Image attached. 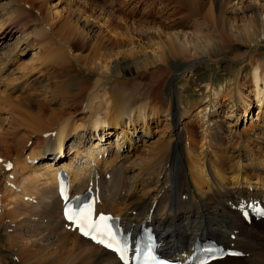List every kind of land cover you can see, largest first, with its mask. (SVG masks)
Returning <instances> with one entry per match:
<instances>
[{"label": "bare ground", "instance_id": "1", "mask_svg": "<svg viewBox=\"0 0 264 264\" xmlns=\"http://www.w3.org/2000/svg\"><path fill=\"white\" fill-rule=\"evenodd\" d=\"M171 2L187 13L184 17L207 7L204 10L207 18L224 24L225 27L229 23V28L236 29L243 42L256 44L264 39V0H171L169 3ZM17 4L16 0L0 2V16L7 15L0 20V51H3L0 53V68L3 69L7 67L5 63L18 59L30 48L27 44L23 47L24 43L20 44L22 40L5 44L4 49V45L1 46L5 38L13 34L12 28H7L6 25L18 23L13 15ZM9 5L11 12L7 9ZM229 5L233 7L228 9ZM55 7L49 6L50 11ZM16 10L18 13L19 9ZM69 14L70 21H66V25L71 29L68 37H63L68 39L64 46H52L46 42L45 37L43 42L38 43L41 50L45 49V56L41 55L42 58L38 59L41 62L38 70L48 69L51 64L58 69L68 70V66L63 64L67 61L64 60L65 55L73 54L71 48L83 47V41L90 38L94 41L91 51L106 71L109 67L102 57L110 54H107L109 47L104 38V27L101 23L94 22L96 18L93 14H85L76 7ZM244 14L247 16L241 25L245 31L242 33L241 26L234 23L239 15L244 17ZM59 15V11L55 10L53 18ZM228 15L233 17L229 18ZM62 19L64 22L61 25L65 23V18ZM183 21L174 20V29L177 31L172 32L169 42H157L151 46L149 52L156 58V62H167L171 56L179 55L186 49L178 35L181 26L185 24ZM33 36L38 38L41 35L39 33ZM221 36L225 38L224 35ZM144 44L138 49L144 51ZM131 49L132 47H127L126 51ZM79 55L74 54L72 60L78 62ZM23 63L17 69L18 77L10 85L13 89L17 88L22 98L17 97L14 101L5 95L4 99H0V106L4 104L11 108L6 120L7 126L0 131V264H121L112 252L81 237L62 220L56 186L58 169L61 167L69 174L73 194L92 190L95 194L96 211L119 216L127 229L136 231L142 223L153 226L159 232L160 245L167 254L171 252L182 256L190 251L191 240L210 235L225 245H232L241 256L248 257L226 256L208 264H264V258L257 256L255 251L257 243L251 237V230L243 229L231 215L234 206L238 210L242 209L239 205L247 207L251 202L264 203V184L260 177L252 182L245 165H241V160L250 151L257 156L261 146H264V139L253 137L249 131H244L241 135L233 129L238 119L237 109L242 108L244 112L249 109V104L241 97L242 86L238 71L233 74L236 86L225 94L227 107H222L227 109L226 115L233 116L235 122L225 126L223 120L218 118L221 108L215 110L218 93L213 88L206 95L208 101L198 104L195 113L202 122L201 140L205 148L198 155H193L195 141L193 143L192 135L186 130L187 143L184 142V148L186 158L191 160L185 169L181 147L183 133L178 115H188L187 107L179 104L182 108L179 109L181 113H178L173 101L164 108L153 100L147 101L144 95L135 96L133 91L117 89V92H107L108 90L102 89L101 77L96 78L88 88L79 87V93L63 92L61 84L46 78L40 87L23 94L29 87L30 77L37 66L30 64V61L29 64ZM105 71H101L103 76L108 75ZM252 71L254 88L248 91L255 93L258 103L257 121L255 125L252 124V128L256 127L264 133V86L259 87L258 84V81L264 83V64L253 66ZM2 80L0 79V84ZM40 92L48 103L59 99L64 106L48 110L37 98L42 95ZM72 108L74 110H70ZM152 120L156 125H161L162 121L167 124V132L162 131L154 138V133L158 132L150 129ZM117 129L120 131L116 139H110L109 135ZM34 134L37 135L36 142L26 152L27 141ZM10 135H16V138H11ZM245 136L252 137L255 144L249 145ZM103 137L108 140L99 145ZM140 141L143 147L149 148L146 149V155L141 153L138 144ZM66 142L70 144L68 149ZM221 142L225 145L236 142L241 143V146L223 153ZM208 149L213 150V153ZM93 151L96 153L93 154ZM47 158H50L49 161L40 167L41 160ZM76 158L85 160L78 165ZM227 163L230 167L226 166ZM8 164L11 167L6 170ZM229 182L233 184L228 185ZM136 189H139L141 196L129 198ZM31 199L34 202H30ZM251 224L264 232L262 218H252Z\"/></svg>", "mask_w": 264, "mask_h": 264}, {"label": "rangeland", "instance_id": "2", "mask_svg": "<svg viewBox=\"0 0 264 264\" xmlns=\"http://www.w3.org/2000/svg\"><path fill=\"white\" fill-rule=\"evenodd\" d=\"M1 1L5 2L7 0H0V2ZM16 1L18 2V7H14L15 10L13 15L18 23L14 22L13 24L6 25L7 28H12L13 34L11 37L5 38L1 43V46L4 45V49L5 44L13 43L15 40H22L20 44L24 43L23 47L27 44V47L29 45L30 48L28 51H25V54L20 55L18 59L10 61L9 64L5 63L7 67L4 69L0 68V79H3L0 84V92L4 91L2 92L3 94L0 93V99H4L3 96L5 95V97L12 100L14 99V101L17 97L22 98V95L17 88L13 89V86L10 85H12V81L16 80L18 77L17 69L19 70L20 63H28L30 61V64L37 66L34 69L35 72L30 77L31 83L29 84V87L24 90L23 94L29 93L33 89L35 90L40 87L39 85H42L43 82L45 83L46 78H48V81L54 79L56 83L61 84L63 92L68 91L70 94L75 92L79 93L81 88H88L87 86H90L96 78L101 77L102 89L105 91L108 90L107 92H117V89L133 91L135 96L144 95L143 97H146L147 101H154L157 104L162 105L164 108L168 105L170 106L173 101L177 105V110H181L182 107L180 105L182 104V106L188 108V115L184 117L178 115L180 118L179 122H181L180 129H182L183 133V141H181V147L183 150L182 158L186 169L189 160H191V158H186L187 152L184 148L186 147L184 144L187 143L186 130L192 135L191 138L193 143L195 141L193 146L195 152L193 151V155H198L201 149L205 148V144L203 145V140H201L203 136L202 122L199 117L195 115L197 111L196 106L201 104V102H203L202 104L207 102L208 98L206 95L210 94L211 90L214 88L218 93L216 98L218 103L215 106V110L222 109L223 106L227 107L228 100L224 99L225 94L236 86L233 74L238 71L239 83L243 87H241V97L247 104H249V109L245 112L242 108L237 109L238 119L236 125L233 126V129H236L241 135L244 134V131H249L253 134V137L258 136L260 139H264V133L262 130L256 127L252 128V124L255 125V121H257L256 115L258 111V103L256 101L255 93L248 91L254 88L255 81L251 76L253 73V66L258 64L261 65L262 63L264 64V39H261L256 44L243 42L238 37L236 29L229 28V23L228 26L225 27L224 24H220L217 21L207 18L204 13V10H206L207 7L188 17H184L186 12L176 8L175 3H169L171 0H49V2L48 0H44L45 2H48V4H45L43 0ZM245 3L246 2H244V5ZM52 5L56 7L53 11H50L49 6ZM75 7L83 10L85 14H93V17L96 18L94 22L97 24L101 23L104 27L103 29L106 34L104 38L109 47L107 48L109 51L107 54L110 55H104L102 59L106 61L109 68L105 71V68L101 65L98 59L95 58L93 51H91L94 41L89 38L83 41V47L71 48L70 50L73 54L65 55L66 58H64V60L67 61L63 62V64L65 67L68 66V70L62 68L58 69L57 66H53L52 64L47 67L48 69L42 68L38 70V67L40 66L38 64L41 63L38 62V59H40L41 55L42 57L45 56H43V54H45V49L41 50L37 46L38 43H40V41L43 42L45 37L46 42H49L52 46H64V44H66L65 41L68 39L63 37H68V31L71 29L68 24L66 25V21H70V16H68V14L73 8L75 9ZM232 7V5H229L227 8L231 9ZM7 9L8 12H11L10 5ZM16 9H19L18 13ZM55 10H58L60 15H62H59L61 17L60 19H58L59 16L53 18ZM45 12H47V14ZM245 14L244 17L243 15H239L236 23H234L236 26L243 25V21L247 16ZM228 16L229 18L233 17L230 15ZM6 17L7 15L0 16V20L5 19ZM62 17L65 18V23H62L61 25V22H64ZM43 19H45V21ZM176 19L184 20L183 22L185 24L181 26L182 28H180L181 31L178 32V35L179 40L184 43L186 49L179 55L171 56L167 62H156V58H154L149 52L151 51L150 48H152L151 46H154V43L157 42H169V37L173 36L172 32L174 30L177 31L174 29L176 28L174 23V20ZM71 24L74 25L75 23ZM3 31L4 29L1 33H3ZM240 31L242 33L245 32L242 26L240 27ZM39 33L41 36H38V38L37 36H33V34L39 35ZM44 33H46V36ZM221 35H224L227 39L222 38ZM49 43L47 45H49ZM144 43L147 44L145 45ZM143 44L146 47L144 48V51H141L138 48ZM127 47H132V49L126 51ZM1 52L3 51H0V53ZM76 53H78V55L80 54L78 62L73 61V55ZM101 71H105L109 76H103ZM9 76H11L10 79ZM258 84L260 85L259 87L264 86L262 81H258ZM209 85L211 86V89ZM39 94H42L40 97H37L39 98V102H43L45 108L48 110L51 108L58 109L59 107L64 106L59 99L54 101L56 103L52 101L48 103V100H44L43 93L40 92ZM134 101L137 102V100ZM130 103L132 102L130 101ZM3 105L0 106V131L7 126L6 120L10 114L9 109H11L7 105H4L5 107ZM31 108L32 107H30V109ZM70 110L74 109L72 108ZM180 110L178 113H181ZM220 110L218 112V118L223 120L225 126H229L235 122L233 116L228 117L226 115L227 109ZM262 113L264 114V110ZM150 125V129H156L158 132L154 133L156 134L154 138L158 137L159 134L163 133L162 131H166L167 129V124L165 125L163 121L161 125H156V122L152 120ZM215 125H217V123H215ZM119 131L120 129L114 130L113 133L109 135L110 138L115 137L116 139ZM24 133L26 134V132ZM10 136H12L11 138H16V135ZM36 136L37 135L34 134L33 138L27 141L28 148L26 152H28L30 149L29 147L33 146L36 142ZM245 137L248 138L247 142L249 145L252 146L255 144V140L253 141L252 137ZM141 142L142 141L138 143L139 148L141 153H145L144 155H146V149L149 150V148L145 146L143 147ZM66 144V148L67 146L70 147V144L67 142ZM220 145L222 146V152L227 153L228 149L239 148L241 143L234 142L225 145L221 142ZM208 151L213 153V150L211 149H208ZM49 159L50 158L42 159L40 167L44 166ZM76 159L78 165L80 161L83 162V160H85V158ZM241 165H245L246 171L248 172V175H250L252 182H256L255 178L260 177L261 183L264 184V146H261L257 156L254 153L251 154L250 151V153L241 160ZM226 166L230 167V164L227 163ZM5 168L8 170V167ZM240 183H242V179ZM230 184L232 185L233 183L229 182L228 185ZM138 190L139 189L134 190L129 198H139L138 195H140L141 192ZM30 202H34V199H31ZM235 207L236 206H234V209L231 211V215L237 220L243 229L251 230V237L257 243L256 246H254L257 256L264 258V232L257 230L254 225L244 224L239 215V210L236 213ZM247 257L248 256H240V258Z\"/></svg>", "mask_w": 264, "mask_h": 264}, {"label": "snow or ice", "instance_id": "3", "mask_svg": "<svg viewBox=\"0 0 264 264\" xmlns=\"http://www.w3.org/2000/svg\"><path fill=\"white\" fill-rule=\"evenodd\" d=\"M7 167L10 168L11 164H8ZM92 216L93 210L91 205H86L75 210L71 208L65 209V217L76 224L84 235H91V238L98 243L113 248L121 254V259H123V252L126 251L127 245L121 246L120 241L117 240L116 234L107 222L106 217L101 215L98 223ZM93 233H95V235H92ZM236 254L237 253H233V255Z\"/></svg>", "mask_w": 264, "mask_h": 264}]
</instances>
